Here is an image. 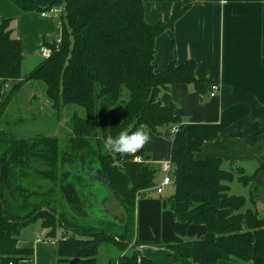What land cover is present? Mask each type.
Instances as JSON below:
<instances>
[{"label":"trees","instance_id":"obj_1","mask_svg":"<svg viewBox=\"0 0 264 264\" xmlns=\"http://www.w3.org/2000/svg\"><path fill=\"white\" fill-rule=\"evenodd\" d=\"M12 1L27 11L60 7L63 30L58 40L45 41L50 55L24 72L13 20L0 25V80L16 81L4 87L0 103V264H17L33 255L17 243L23 227L34 220L50 230L65 263L78 259L75 264H98L101 247L112 246L120 255L107 264H155L138 249L142 241L136 238V203L154 191L160 168L145 146L131 155L103 147L109 136L140 128L172 139L175 190L167 201L176 218L187 225L204 224L217 235L214 242L170 244L175 264H264V216L252 199L230 193L235 173L243 169L227 170L221 158L197 159L203 139L189 136L176 105L161 100L162 91L174 84L190 83L202 93L212 87L210 80L196 77L193 59L156 69V38L187 7L168 22L151 24L145 19L144 0ZM29 84L44 91L57 122L64 111L71 114L65 138H21L3 126L9 122L5 113L10 103ZM96 172L120 201L125 222L103 212L107 194ZM255 177L241 174L239 179L249 184ZM93 183L99 185L95 194L85 193ZM87 196L99 201L105 227L91 223ZM59 228L64 235L57 239Z\"/></svg>","mask_w":264,"mask_h":264},{"label":"crops","instance_id":"obj_2","mask_svg":"<svg viewBox=\"0 0 264 264\" xmlns=\"http://www.w3.org/2000/svg\"><path fill=\"white\" fill-rule=\"evenodd\" d=\"M185 7L173 26L156 38V69L193 59L196 77L210 80L212 87L202 93L190 83L174 84L162 91L161 100L176 105L189 136L203 139L197 159L221 158L225 169H243V173H235L230 192L252 199L264 216V0H144L145 19L151 24L168 22ZM7 18L13 20L24 61L34 67L47 57L45 41L58 40L62 34L59 10L27 11L12 0H0V25ZM5 84L0 80V103ZM150 136L145 149L160 168L158 186L164 179L161 163L171 159L172 139ZM241 174L256 177L253 183L244 184ZM165 190V197L155 188L136 203V238L142 241L138 249L155 264H175L170 244L193 239L214 242L217 238L204 224L179 221L167 201L175 190L173 180ZM17 246L33 250L32 256L17 264L63 262L58 258L56 240L49 237L41 220L23 227Z\"/></svg>","mask_w":264,"mask_h":264},{"label":"rangeland","instance_id":"obj_3","mask_svg":"<svg viewBox=\"0 0 264 264\" xmlns=\"http://www.w3.org/2000/svg\"><path fill=\"white\" fill-rule=\"evenodd\" d=\"M57 8V7H56ZM61 10L60 7L57 8ZM49 55L51 50L49 49ZM48 57V56H47ZM34 66L32 62H26L24 64V72L30 71ZM9 81V82H8ZM5 82V89L11 88L16 83H12L13 80ZM5 115L9 122H5L3 126L10 129L11 132L19 135L21 138H35L37 135H59L65 138L69 134L66 129L68 121L71 118V114L68 111H64L58 122L56 120L57 115L55 114L51 102L45 96L43 90L40 89L37 84L25 85V87L16 95L14 100L10 103ZM89 181L90 180L89 178ZM92 187L85 188L87 194H95V188L99 187L98 184H92ZM84 189V187H83ZM232 193V192H230ZM159 194V193H158ZM167 190L161 196H167ZM234 194V193H233ZM160 195V194H159ZM103 197V193L99 188L98 198ZM85 199L92 203L88 205L90 208V221L93 225L105 227L106 223L99 219L101 213L97 211L101 209L99 201L94 196H87ZM95 210V211H93ZM114 228L117 227L114 225ZM113 228V229H114ZM50 231V230H49ZM64 233L62 228L57 230L56 238H60ZM112 246H102L98 255V264H107L110 259L116 261L120 253L114 250ZM108 252V253H105ZM59 264H69L60 262Z\"/></svg>","mask_w":264,"mask_h":264},{"label":"clouds","instance_id":"obj_4","mask_svg":"<svg viewBox=\"0 0 264 264\" xmlns=\"http://www.w3.org/2000/svg\"><path fill=\"white\" fill-rule=\"evenodd\" d=\"M150 139V132L146 128H140L132 133L122 131L115 138L109 136L105 140L103 147L105 150L114 153L131 155L144 148Z\"/></svg>","mask_w":264,"mask_h":264},{"label":"water","instance_id":"obj_5","mask_svg":"<svg viewBox=\"0 0 264 264\" xmlns=\"http://www.w3.org/2000/svg\"><path fill=\"white\" fill-rule=\"evenodd\" d=\"M174 171H176V168H174ZM96 174L99 176L101 181L103 182V187L106 190V197L102 201L103 206V212L110 216L113 220H116L118 222H125L126 215L125 212L121 206L120 201L115 196V194L111 191V189L108 187L107 183L105 182V178L103 176L100 177V174L96 172ZM78 262V259H73L70 261L69 264H75Z\"/></svg>","mask_w":264,"mask_h":264},{"label":"built area","instance_id":"obj_6","mask_svg":"<svg viewBox=\"0 0 264 264\" xmlns=\"http://www.w3.org/2000/svg\"><path fill=\"white\" fill-rule=\"evenodd\" d=\"M52 10H54V11H56V12L58 11L57 8H54V9H52ZM46 14H47V13H42L43 16H45ZM49 52H50V51H49V49H48V54H47V56H49ZM175 132H176L175 129L172 130V133H175ZM161 169H162V171L164 172V179H163L162 183L159 184V185L156 187V190H157L158 193H163V192L165 191V187H166L167 185H169V184L172 183V172H173L174 168H173V163H172L171 159L163 161V162L161 163ZM10 264H13V263L10 262Z\"/></svg>","mask_w":264,"mask_h":264}]
</instances>
